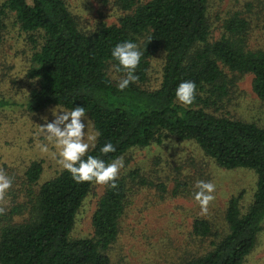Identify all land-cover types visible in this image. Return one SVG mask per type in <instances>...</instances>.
I'll return each instance as SVG.
<instances>
[{
  "label": "trees",
  "instance_id": "trees-1",
  "mask_svg": "<svg viewBox=\"0 0 264 264\" xmlns=\"http://www.w3.org/2000/svg\"><path fill=\"white\" fill-rule=\"evenodd\" d=\"M255 1V0H253ZM210 0H115L123 15L114 24L100 23L82 32L63 0H0V49L5 20L25 35L30 46L27 77L31 81L24 107L40 113L49 107L84 106L95 133L96 148L112 142L116 151L104 159L125 157L135 149L168 138L191 141L225 170L247 169L256 182L250 201L243 191L226 202L224 228L195 219L192 234L208 246L180 264H243L264 228V125L223 113L238 79L251 76L254 95L264 101V48L249 45L255 17L245 2L241 10L216 21L213 38ZM125 39L143 55L137 80L124 92L116 89L123 74L115 71L111 48ZM151 39V40H150ZM161 53L159 83L146 87L150 61ZM196 83L192 105L181 106L175 87L181 80ZM0 97V108L9 106ZM41 161L33 160L5 192V223L0 226V264H112L109 249L119 235L128 194L133 185L166 187L145 178L139 168L120 169L115 188L103 185L90 218L92 233L72 238L76 216L94 183L74 182L59 170L43 180ZM15 179V180H14ZM19 183L15 186V181ZM180 186L171 194L176 196ZM2 216V215H1ZM13 216L20 217L15 222Z\"/></svg>",
  "mask_w": 264,
  "mask_h": 264
},
{
  "label": "rangeland",
  "instance_id": "rangeland-1",
  "mask_svg": "<svg viewBox=\"0 0 264 264\" xmlns=\"http://www.w3.org/2000/svg\"><path fill=\"white\" fill-rule=\"evenodd\" d=\"M63 1L82 32L88 33L100 23L114 24L123 15L115 0ZM248 1L253 2V11L264 13V0H210L208 17L214 27L213 38H217L220 31L216 21L241 10ZM5 23V42L0 49V97L10 103L0 108V171L18 178L31 161L38 160L42 162V178L46 180L58 172L60 166L52 144H48L47 152L41 151V145L48 142L38 130L44 123L43 117L53 118L51 109L54 107L40 113H30L24 107L31 87L27 77L31 49L25 35L13 27L12 17ZM248 41L253 47L264 48L263 15L254 18ZM162 62L161 53L150 61L146 87L158 85ZM224 108L223 113L230 117L264 125V101L252 92L250 75L238 79ZM82 121L86 136L94 134L90 121L83 117ZM123 161L122 170L137 167L148 180L164 184L166 191L162 194L156 187L131 186L126 210L119 223L118 238L109 249L112 264H180L192 253H202L208 244L192 234L193 221L205 219L220 231L224 228L223 214L228 199L243 191L242 201L247 204L256 182L252 171L222 169L195 143L173 138L146 149L132 150ZM196 180L211 181L216 185L215 199L210 202L206 216L200 215L199 206L191 196ZM18 183L19 180L15 181V186ZM177 185L180 190L174 196L171 191ZM102 191L103 185L95 184L84 200L71 231L72 238L91 235L90 218ZM10 198L5 193L0 197V226L6 221L7 210L3 211V208L8 206ZM13 220L17 222L20 217L13 216ZM243 264H264V228Z\"/></svg>",
  "mask_w": 264,
  "mask_h": 264
},
{
  "label": "clouds",
  "instance_id": "clouds-1",
  "mask_svg": "<svg viewBox=\"0 0 264 264\" xmlns=\"http://www.w3.org/2000/svg\"><path fill=\"white\" fill-rule=\"evenodd\" d=\"M151 40V39H150ZM143 55L140 47L132 40L125 39L116 43L110 50L115 71L122 73L117 80L116 89L124 92L130 84L137 80L136 69ZM196 83L192 80H181L175 87V99L181 106H190L196 98ZM52 119L43 117L39 134L48 143L41 145V151H48V144L56 149L57 163L62 172L70 174L71 179L79 183H94L115 188L120 169L124 167L123 157L106 160L104 157L114 153L116 147L106 142L99 147V155H92L90 149L96 148L99 133L86 136V119L84 106H73L71 109L54 107L51 109ZM13 179L0 171V197L12 186ZM192 199L200 209V215H207L210 202L215 199L216 185L211 181L196 180L192 186Z\"/></svg>",
  "mask_w": 264,
  "mask_h": 264
}]
</instances>
